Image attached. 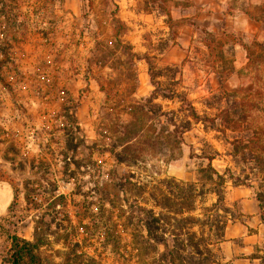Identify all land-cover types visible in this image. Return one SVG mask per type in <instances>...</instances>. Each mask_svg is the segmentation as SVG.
Returning a JSON list of instances; mask_svg holds the SVG:
<instances>
[{
	"label": "rangeland",
	"instance_id": "rangeland-1",
	"mask_svg": "<svg viewBox=\"0 0 264 264\" xmlns=\"http://www.w3.org/2000/svg\"><path fill=\"white\" fill-rule=\"evenodd\" d=\"M192 12L189 0H0V196H12L0 215V264L10 254L6 233L33 241L36 229L43 264H137V207L151 208L150 201L121 192L115 208L104 201L106 185L132 170L145 197L164 179L195 185L198 213L217 201L204 157L215 156L212 167L222 174L250 172L252 158L261 156L264 175V45L249 46L236 70L237 51L221 46L232 39L205 33L192 39L182 61L167 65L180 33L192 37L184 28ZM203 42L213 49L209 58ZM207 67L217 77L209 79ZM156 83L160 95L186 96L218 125L225 120L216 117L220 111L246 102L245 163L231 157L238 133L198 124L174 159L162 137L137 166L117 164L109 151H121V131ZM158 97L164 111L181 105ZM225 189L235 217L228 226L248 228L229 244V263L264 264V222L253 191L229 178Z\"/></svg>",
	"mask_w": 264,
	"mask_h": 264
},
{
	"label": "trees",
	"instance_id": "trees-1",
	"mask_svg": "<svg viewBox=\"0 0 264 264\" xmlns=\"http://www.w3.org/2000/svg\"><path fill=\"white\" fill-rule=\"evenodd\" d=\"M145 60L149 63L148 58ZM159 85L156 83V90L142 104L134 106L132 121L120 133L121 151L110 149L109 152L115 157L117 164L137 166L142 162L140 155L156 150L160 144L159 138L162 137L170 159H174L179 155V149L185 145L186 133L198 124H203L208 130L225 133L229 129L238 133L231 143V157L237 165L245 163V152L249 148L244 138L243 125L246 102L235 101L229 111H220L216 117H223L225 120L218 125L216 118L210 119L201 115L186 96L171 91L169 95H160ZM158 96L168 101L178 99L181 105L177 110L164 111L161 105L155 103ZM75 124L77 125L76 119ZM221 127L224 129H219ZM158 129L161 134L156 132ZM216 155L219 154L216 152ZM193 157L200 158L198 155ZM204 158L210 163L207 174L208 179L215 184L212 192L217 196V201L204 208L203 213H198L199 192L193 184L164 179L157 185L154 183L148 192L149 197H145L146 189L138 174L132 170L124 173L119 183L106 185L104 201L111 208H115L114 199H119V192L133 195L138 203L150 201L151 208L140 205L137 207L135 219L139 229L133 234L137 264H231L224 262L221 256V244L226 240L228 224L235 221L233 209L226 203L227 178L233 187H246L253 191L261 220L264 222V175L260 168L263 158H252L255 167L250 172L240 168L239 173H235L229 168L222 174L212 167L215 156ZM11 208L10 205L9 213ZM6 238L11 244L8 264H43L40 248L44 238L37 229L33 241L10 232L6 233Z\"/></svg>",
	"mask_w": 264,
	"mask_h": 264
},
{
	"label": "crops",
	"instance_id": "crops-1",
	"mask_svg": "<svg viewBox=\"0 0 264 264\" xmlns=\"http://www.w3.org/2000/svg\"><path fill=\"white\" fill-rule=\"evenodd\" d=\"M189 2L193 12L185 16L188 18V24L186 22L187 25L184 28L191 30L192 37L188 40L186 32L180 33L184 38L181 39L180 45H175L169 51L167 65L182 61V52L188 53L187 48L194 42L192 39L206 35L205 33L218 39L222 37L232 39L229 42H221V46L224 51L232 47L237 51V60L234 62L236 70L244 65L249 46L264 45V0H189ZM202 46L206 52L205 56L209 58L210 52H213L211 45L203 42ZM206 75L212 79L218 74L212 68L207 67ZM226 195V203L229 206V192ZM247 230L246 225H242V228L236 224L227 227L226 240L221 244L224 262L233 260V249L229 247V244L238 238L247 236ZM233 264L237 262L233 261Z\"/></svg>",
	"mask_w": 264,
	"mask_h": 264
},
{
	"label": "bare ground",
	"instance_id": "bare-ground-1",
	"mask_svg": "<svg viewBox=\"0 0 264 264\" xmlns=\"http://www.w3.org/2000/svg\"><path fill=\"white\" fill-rule=\"evenodd\" d=\"M11 197H12L11 194H2L0 196V215L3 214L7 210L10 204V201L12 200Z\"/></svg>",
	"mask_w": 264,
	"mask_h": 264
}]
</instances>
